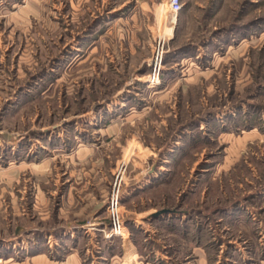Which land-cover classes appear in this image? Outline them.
Masks as SVG:
<instances>
[{"label":"rangeland","instance_id":"1","mask_svg":"<svg viewBox=\"0 0 264 264\" xmlns=\"http://www.w3.org/2000/svg\"><path fill=\"white\" fill-rule=\"evenodd\" d=\"M169 1L0 0V264H264V0Z\"/></svg>","mask_w":264,"mask_h":264},{"label":"built area","instance_id":"2","mask_svg":"<svg viewBox=\"0 0 264 264\" xmlns=\"http://www.w3.org/2000/svg\"><path fill=\"white\" fill-rule=\"evenodd\" d=\"M173 7V6H172ZM160 46H158V51L155 56V60L153 61V68L150 73V83L151 85H156L160 81V72H161V57L162 52L161 49H159ZM160 55L159 61H156V58ZM110 205H109V212L112 219V227L111 231L115 234L122 233V225L119 217V207H118V197L117 194H113L110 199Z\"/></svg>","mask_w":264,"mask_h":264},{"label":"crops","instance_id":"3","mask_svg":"<svg viewBox=\"0 0 264 264\" xmlns=\"http://www.w3.org/2000/svg\"><path fill=\"white\" fill-rule=\"evenodd\" d=\"M258 252V253H257ZM262 252H264V249H262V251L260 250V249H258V250H255V253H253V255L252 256H250L249 258H251V259H254L255 261H256V257H261L259 254H262ZM255 255H256V257H255ZM263 255V254H262ZM245 256V255H244ZM134 258V257H133ZM131 261H132V258H131ZM130 261V263H127V262H125L126 264H154V263H150V262H143V263H141V262H139V261H132L131 262ZM114 262H115V259H113L109 264H114ZM62 264H85V261L82 259V258H79V257H74V256H72V257H69V255L64 259V261H62ZM115 264H124V262H119V261H117Z\"/></svg>","mask_w":264,"mask_h":264},{"label":"bare ground","instance_id":"4","mask_svg":"<svg viewBox=\"0 0 264 264\" xmlns=\"http://www.w3.org/2000/svg\"><path fill=\"white\" fill-rule=\"evenodd\" d=\"M170 3H169V5H170V7H172V0H170L169 1ZM168 10V9H167ZM159 59H160V55L156 58V61H159ZM155 60V58L153 59V61Z\"/></svg>","mask_w":264,"mask_h":264},{"label":"water","instance_id":"5","mask_svg":"<svg viewBox=\"0 0 264 264\" xmlns=\"http://www.w3.org/2000/svg\"><path fill=\"white\" fill-rule=\"evenodd\" d=\"M167 210H161L159 211L158 213H156V215L160 214V213H163V212H166Z\"/></svg>","mask_w":264,"mask_h":264}]
</instances>
